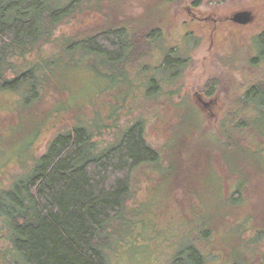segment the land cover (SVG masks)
Listing matches in <instances>:
<instances>
[{
  "label": "rangeland",
  "instance_id": "rangeland-1",
  "mask_svg": "<svg viewBox=\"0 0 264 264\" xmlns=\"http://www.w3.org/2000/svg\"><path fill=\"white\" fill-rule=\"evenodd\" d=\"M108 1L101 3L104 9L112 8L110 11L92 15L76 12L58 25L54 37L76 33L81 28L95 32L100 27L127 23L132 28L129 27L133 32L129 45L133 47L126 66V61L123 66L107 61H100L101 65L92 54L77 49L81 37L62 40L71 44L73 51L65 48L59 54L60 42L46 39L37 55L32 52L15 57V73L31 70L30 82L35 81L37 90L32 99L27 94L25 97L23 88L0 90V191L8 188L11 175L21 171L30 159L44 154L54 134L77 121L91 122V142L100 146L116 145L118 133L133 122L142 123L148 143L156 149L169 138L175 126L177 133L184 128L190 135L184 141L179 136L171 137L170 148L166 147L156 167L150 170L146 166L133 173L132 198L127 204L131 208L138 203V208L130 210L132 223L113 252L116 262L113 264H170L180 249L188 247L187 237L183 239L185 232L202 223V219L199 223L195 220L196 198L203 207L198 212L202 218L211 214L212 207H218L219 184L213 171L222 178L224 199L233 193L227 188L229 170L224 161L228 159L220 155L216 144L208 141V135L230 133L244 149L255 150L253 143L264 149L263 135L256 134L250 125L246 128L239 125L245 119L246 103L242 96L250 98L245 94L252 85L264 89V63L250 65L252 38L264 30V0H111V4ZM196 5L200 7L194 13L204 17L203 21L189 20L186 7ZM248 7L253 8L255 26L250 25L251 21L250 26L239 29L230 25L219 27L223 17ZM157 28L163 29L162 38L149 41L145 34L157 35ZM177 46L187 56L186 65L168 74L156 69L163 60L160 49ZM146 63L151 70L149 66L146 72L130 71L135 67L143 69ZM155 70L158 77L152 73ZM167 76L171 81L163 80ZM153 77L158 79V92L166 95L149 102L143 96L147 95L148 81ZM211 86L215 88L208 96L206 89ZM129 87L136 89L130 92ZM196 94L202 96V101H212L207 109L196 103ZM178 100L185 104L172 107ZM245 153L238 154L241 163L244 160L252 163V155L247 157ZM208 161L211 170L208 166L204 175L203 163L209 164ZM230 163L236 164L234 160ZM254 163H244L240 176L243 186L237 189L242 195L240 201L250 211L244 216L248 230L237 226L225 235L220 226L231 224L228 217L215 222L212 230L228 247L229 255L234 253L238 261L241 257L247 264H259L258 258L264 253V168ZM171 187L176 189L169 191ZM253 229H260L261 234L256 235ZM207 235H201L203 239L197 236L202 243L208 239L200 250L203 259L200 263L233 264L226 262L220 254L223 251L212 245L210 231ZM251 241L257 245L250 251ZM191 242L193 249L203 246L193 238ZM209 252L210 256H206ZM187 253L185 250L181 259L189 264Z\"/></svg>",
  "mask_w": 264,
  "mask_h": 264
},
{
  "label": "trees",
  "instance_id": "trees-1",
  "mask_svg": "<svg viewBox=\"0 0 264 264\" xmlns=\"http://www.w3.org/2000/svg\"><path fill=\"white\" fill-rule=\"evenodd\" d=\"M101 1L0 0V90L14 91L23 88L25 97L29 95L31 99L34 98L36 83L34 80L33 83L30 82L33 72L26 70L21 74L15 73L13 64L17 56L32 52L37 55L39 47L46 39L60 42L58 53L61 54L65 48L73 51L71 44L66 45L62 42L65 37L67 39L81 37L80 47L77 49L92 54L99 63L107 61L123 66V61H126V66L127 61L130 62L129 57L133 47V44L129 45L132 43L129 41L133 32L130 31L131 26H127V23L100 27L95 32L92 30L87 32L81 28L79 32L54 37L58 25L76 12L92 15L107 10L104 9ZM108 2L112 3L111 0ZM155 32L157 35L145 34L151 39L149 41L162 38V34L160 35L163 33L162 28L155 29ZM260 45L264 46V34L261 36ZM186 58L183 48L181 51L179 46L173 47L171 53L164 58L162 65L155 68L165 74H168V71L178 72L183 65H186ZM135 69L139 73L145 71V67L143 69L135 67L130 71ZM152 73L155 74L154 76L158 75L156 70ZM120 78L122 82L123 77ZM156 80L158 79L153 77L148 81L147 95L143 96L149 102L164 98L166 95L162 91L158 92ZM163 80L171 81L169 77ZM134 88L129 87L128 90L132 92ZM214 88V86L209 87L205 94L212 95ZM263 90L256 92L255 88L250 89L245 95L251 100L242 96L246 110L244 109L243 112L245 119L239 124L245 128L250 125L251 130L261 136H264ZM178 101L180 102L172 107L177 108L182 103L185 104L182 100ZM133 123L129 128L126 127L124 131L118 133L116 145L100 146L91 142V122L77 121L67 130L54 134L43 155L33 157L30 163L15 176L11 175L8 188L0 191V264L116 263L113 260V252L121 242L120 236L128 231V226L132 223L130 210L136 211L138 208V203H133L131 208L127 204L132 198L133 173L146 166H149L150 170L156 167L159 157L165 155L166 147L170 148L168 140L171 137L179 136L181 141H184L190 135L184 131V128L177 133L175 126L169 138L156 149L154 145L148 143L142 123ZM239 125L237 129H240ZM222 136L224 138H220ZM208 141L216 144L220 155L228 159L224 161L229 170L226 178L229 181L227 188L233 193L227 197V200L224 199L222 178L213 171V176L219 184L218 207H212L211 214L202 218L198 212L203 207L196 198L195 220L199 223L202 219V223L197 227L193 226L191 230L189 227L185 232L183 239L187 237L188 247L180 249L170 264H186L181 259L185 250L190 257L189 264H201L200 261L203 259L200 250L205 247L208 239L202 243L197 236L200 239L204 238L201 236L203 234L208 237L209 231V236L213 235L210 242L221 252L223 251L220 254L226 262L247 264L241 257H238V261L234 253L229 255L228 247H224L226 245L221 237L217 233H212V230L214 223L224 217H228L231 223H227L228 226L226 224L220 226L225 235L229 234L228 230L237 226L248 230L249 223L244 216L250 211L245 209V204L240 201L242 195L240 192L238 194L237 189L243 186L240 176L243 167L246 166L244 163L248 162L252 165L255 162L256 166L264 168V149L258 148L255 143H253L255 150L244 149L236 143L233 134L221 133V131L218 137L208 135ZM244 152L247 157L252 155L254 158L251 160L252 163L247 160L241 163L242 157L238 154ZM231 157L236 164L230 163L233 161ZM208 163H203L204 175L206 170L209 171L208 166L211 170V163L209 161ZM174 189L176 187H171L169 191ZM240 218L241 221L238 222ZM254 231L257 232L256 235L260 233V229H253ZM262 231L264 232V229ZM192 238L203 246L193 249L195 246L191 242ZM180 241L181 239L178 240ZM248 244L250 251L251 247L257 245L256 242L253 244V241ZM209 254L211 253H206V256ZM214 257L220 260L219 256ZM257 263L264 264V253L258 258Z\"/></svg>",
  "mask_w": 264,
  "mask_h": 264
},
{
  "label": "flooded vegetation",
  "instance_id": "flooded-vegetation-1",
  "mask_svg": "<svg viewBox=\"0 0 264 264\" xmlns=\"http://www.w3.org/2000/svg\"><path fill=\"white\" fill-rule=\"evenodd\" d=\"M199 7L200 6H198V5H196V6H192V7H186V10L188 11V14L190 15V17H189V20L191 19V21H193V22H196V21H203L204 20V17H201V16H199V15H197V14H195L194 12H197V11H199ZM252 9L253 8H244V9H242L241 11H237L236 13H238V12H249L250 13V15H251V17H252V20L254 19L253 18V16H252ZM209 10H212V8H210L209 7ZM235 13H233L231 16L229 15V16H225V17H223V20H221V21H219V27H224V26H226V25H230L231 27H233V29L234 28H237V29H239V28H244V27H247V25H249V24H247V25H239V24H236L235 22H233L231 19H232V16L234 15ZM206 20V19H205ZM215 21V20H214ZM251 26H255V21L253 22H251V24H250ZM249 25V26H250ZM264 34V30L263 31H261V32H259L257 35H255V37H253L252 38V42H253V45H252V48H253V53H252V57L250 58V65L251 66H253V65H262V63H264V46H262V45H260V39H261V36ZM160 49V48H159ZM171 49L172 48H170V49H164V50H161L160 49V51H162V54H161V59H163L164 60V58L166 57V56H168L170 53H171ZM163 60H162V63H163ZM161 63V62H160ZM159 63V66H161L162 65V63L160 64ZM147 64V63H146ZM150 66V64H147V65H145V69L147 68V67H149ZM158 66V65H157ZM156 66V67H157ZM158 66V67H159ZM150 68H151V66H150ZM252 88H255V91L256 92H258L259 91V89H261V87L259 86L258 87V85H252L250 88H249V90L250 89H252ZM248 90V91H249ZM261 92V91H260ZM197 97H198V99H199V101L201 102V104H202V106H203V109H207L208 108V105H209V103L211 102L212 103V101H202V96H200V95H198V94H196V96H195V98L197 99ZM198 101V100H197ZM199 102V103H200ZM197 105V104H196ZM201 109V108H200ZM223 123V122H222Z\"/></svg>",
  "mask_w": 264,
  "mask_h": 264
},
{
  "label": "water",
  "instance_id": "water-1",
  "mask_svg": "<svg viewBox=\"0 0 264 264\" xmlns=\"http://www.w3.org/2000/svg\"><path fill=\"white\" fill-rule=\"evenodd\" d=\"M233 22H235L236 24H239V25H247L249 24L251 21H252V17L250 15L249 12H238V13H235L233 16H232V19H231ZM198 100V101H197ZM199 99L197 97L196 99V103L199 105ZM201 103V102H200Z\"/></svg>",
  "mask_w": 264,
  "mask_h": 264
}]
</instances>
